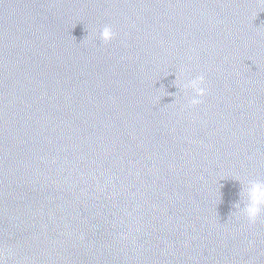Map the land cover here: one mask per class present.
Returning <instances> with one entry per match:
<instances>
[{"label":"water","instance_id":"1","mask_svg":"<svg viewBox=\"0 0 264 264\" xmlns=\"http://www.w3.org/2000/svg\"><path fill=\"white\" fill-rule=\"evenodd\" d=\"M250 180L261 0H0L5 264H264V215L235 214Z\"/></svg>","mask_w":264,"mask_h":264},{"label":"clouds","instance_id":"2","mask_svg":"<svg viewBox=\"0 0 264 264\" xmlns=\"http://www.w3.org/2000/svg\"><path fill=\"white\" fill-rule=\"evenodd\" d=\"M264 3V0H261ZM100 38L103 42H110L116 35L111 25H105L100 31ZM205 76L197 75L189 79L184 85L185 90H191L192 95L189 103L191 105L200 104L201 98L206 94L207 89L204 86ZM241 201L235 205L237 216L245 217L250 223H255L261 215H264V181L250 180L243 184L240 193ZM12 255L11 250L0 248V264H5V258Z\"/></svg>","mask_w":264,"mask_h":264}]
</instances>
